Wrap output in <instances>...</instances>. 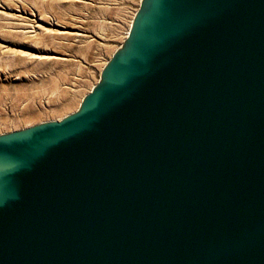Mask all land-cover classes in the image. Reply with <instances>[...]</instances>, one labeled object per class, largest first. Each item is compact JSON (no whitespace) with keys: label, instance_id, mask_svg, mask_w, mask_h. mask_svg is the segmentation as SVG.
Wrapping results in <instances>:
<instances>
[{"label":"water","instance_id":"water-1","mask_svg":"<svg viewBox=\"0 0 264 264\" xmlns=\"http://www.w3.org/2000/svg\"><path fill=\"white\" fill-rule=\"evenodd\" d=\"M0 264H264V0H140L75 111L1 133Z\"/></svg>","mask_w":264,"mask_h":264},{"label":"rangeland","instance_id":"rangeland-1","mask_svg":"<svg viewBox=\"0 0 264 264\" xmlns=\"http://www.w3.org/2000/svg\"><path fill=\"white\" fill-rule=\"evenodd\" d=\"M139 3L0 0V134L75 111Z\"/></svg>","mask_w":264,"mask_h":264},{"label":"bare ground","instance_id":"bare-ground-1","mask_svg":"<svg viewBox=\"0 0 264 264\" xmlns=\"http://www.w3.org/2000/svg\"><path fill=\"white\" fill-rule=\"evenodd\" d=\"M133 16V15H132ZM132 18V17H131ZM130 22H131V19H130V21H129V24H128V28H127V31H126V34H127V32H128V29H129V26H130ZM95 83V82H94Z\"/></svg>","mask_w":264,"mask_h":264}]
</instances>
